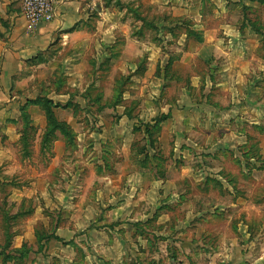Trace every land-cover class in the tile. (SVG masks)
<instances>
[{
	"label": "rangeland",
	"instance_id": "1",
	"mask_svg": "<svg viewBox=\"0 0 264 264\" xmlns=\"http://www.w3.org/2000/svg\"><path fill=\"white\" fill-rule=\"evenodd\" d=\"M96 6L11 77L0 264H264V0Z\"/></svg>",
	"mask_w": 264,
	"mask_h": 264
},
{
	"label": "crops",
	"instance_id": "2",
	"mask_svg": "<svg viewBox=\"0 0 264 264\" xmlns=\"http://www.w3.org/2000/svg\"><path fill=\"white\" fill-rule=\"evenodd\" d=\"M97 1L53 0V20L32 27L21 15L20 0H0V130L9 139L4 142L5 147L0 145V164L9 159L5 166L7 172L17 168L16 162L12 161L15 156L10 155L9 147L15 143L13 137L16 129V107L10 105L8 96L11 77L25 62L51 48L56 41L72 31L88 8H97ZM254 61L251 63L250 72L256 68L257 62Z\"/></svg>",
	"mask_w": 264,
	"mask_h": 264
},
{
	"label": "built area",
	"instance_id": "3",
	"mask_svg": "<svg viewBox=\"0 0 264 264\" xmlns=\"http://www.w3.org/2000/svg\"><path fill=\"white\" fill-rule=\"evenodd\" d=\"M21 15L29 26L46 24L54 18L53 0H20Z\"/></svg>",
	"mask_w": 264,
	"mask_h": 264
}]
</instances>
